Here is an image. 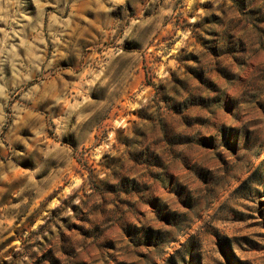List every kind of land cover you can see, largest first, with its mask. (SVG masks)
<instances>
[{
  "label": "rangeland",
  "instance_id": "374dc122",
  "mask_svg": "<svg viewBox=\"0 0 264 264\" xmlns=\"http://www.w3.org/2000/svg\"><path fill=\"white\" fill-rule=\"evenodd\" d=\"M0 264H264V0H0Z\"/></svg>",
  "mask_w": 264,
  "mask_h": 264
}]
</instances>
